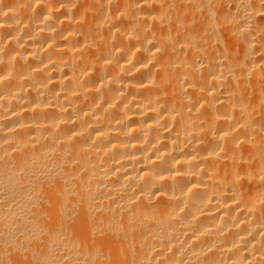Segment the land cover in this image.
Returning a JSON list of instances; mask_svg holds the SVG:
<instances>
[{"label": "bare ground", "instance_id": "1", "mask_svg": "<svg viewBox=\"0 0 264 264\" xmlns=\"http://www.w3.org/2000/svg\"><path fill=\"white\" fill-rule=\"evenodd\" d=\"M0 264H264V0H0Z\"/></svg>", "mask_w": 264, "mask_h": 264}]
</instances>
